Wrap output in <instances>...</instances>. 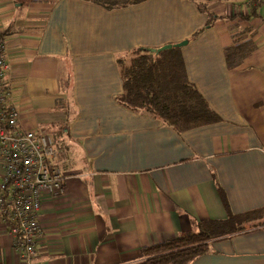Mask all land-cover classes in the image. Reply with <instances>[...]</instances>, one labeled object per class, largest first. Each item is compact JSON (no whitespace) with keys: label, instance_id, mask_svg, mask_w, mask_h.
Here are the masks:
<instances>
[{"label":"crops","instance_id":"0c3cea01","mask_svg":"<svg viewBox=\"0 0 264 264\" xmlns=\"http://www.w3.org/2000/svg\"><path fill=\"white\" fill-rule=\"evenodd\" d=\"M208 13L204 28L191 0H0L8 101L64 149L30 264H147L145 246L264 207V0H214ZM245 29L254 50L228 69L224 48ZM183 40L187 77L220 119L178 132L116 100V60ZM0 264H25L1 221ZM189 264H264V226L211 240Z\"/></svg>","mask_w":264,"mask_h":264},{"label":"trees","instance_id":"16d2710c","mask_svg":"<svg viewBox=\"0 0 264 264\" xmlns=\"http://www.w3.org/2000/svg\"><path fill=\"white\" fill-rule=\"evenodd\" d=\"M107 10L126 7L144 0H89ZM209 17L204 26L213 20L208 13V3L214 0H191ZM240 19L245 17L240 16ZM204 28L193 33L195 38ZM241 32L233 43L224 48L228 69L239 66L253 50L247 33ZM0 39L3 34L0 33ZM181 46L152 51L137 47L117 57L122 80V92L116 100L137 113H146L181 132L218 121L220 117L210 107L205 97L188 79L181 53ZM264 226V207L243 213L228 210L224 219H203L195 231L171 237L141 249L147 264H189L207 251L209 242Z\"/></svg>","mask_w":264,"mask_h":264},{"label":"built area","instance_id":"2783aa9c","mask_svg":"<svg viewBox=\"0 0 264 264\" xmlns=\"http://www.w3.org/2000/svg\"><path fill=\"white\" fill-rule=\"evenodd\" d=\"M8 69L6 44L0 39V221L13 250L30 264L41 232L43 198L63 191L64 149L47 132L22 127L19 108L8 101Z\"/></svg>","mask_w":264,"mask_h":264},{"label":"water","instance_id":"95a60500","mask_svg":"<svg viewBox=\"0 0 264 264\" xmlns=\"http://www.w3.org/2000/svg\"><path fill=\"white\" fill-rule=\"evenodd\" d=\"M187 43V40H183V41H180V42H177L175 44H173L174 46H182V45H185ZM172 46V44H165L159 48H151L152 51L154 50H163V49H167V48H170Z\"/></svg>","mask_w":264,"mask_h":264},{"label":"rangeland","instance_id":"374dc122","mask_svg":"<svg viewBox=\"0 0 264 264\" xmlns=\"http://www.w3.org/2000/svg\"><path fill=\"white\" fill-rule=\"evenodd\" d=\"M175 44V43H174ZM165 45V44H164ZM163 46V45H162ZM161 47V46H160ZM182 47V46H181ZM159 48V47H158ZM63 143H64V141L63 140H61Z\"/></svg>","mask_w":264,"mask_h":264}]
</instances>
